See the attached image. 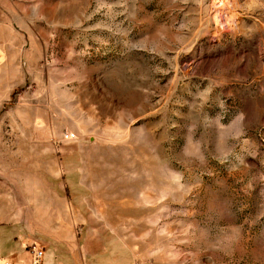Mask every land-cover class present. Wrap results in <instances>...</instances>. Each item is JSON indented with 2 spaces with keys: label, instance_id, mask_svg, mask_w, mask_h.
<instances>
[{
  "label": "rangeland",
  "instance_id": "rangeland-1",
  "mask_svg": "<svg viewBox=\"0 0 264 264\" xmlns=\"http://www.w3.org/2000/svg\"><path fill=\"white\" fill-rule=\"evenodd\" d=\"M0 221L264 264V0H0Z\"/></svg>",
  "mask_w": 264,
  "mask_h": 264
},
{
  "label": "crops",
  "instance_id": "crops-1",
  "mask_svg": "<svg viewBox=\"0 0 264 264\" xmlns=\"http://www.w3.org/2000/svg\"><path fill=\"white\" fill-rule=\"evenodd\" d=\"M19 224L0 221V264L6 261L17 263L28 253L27 248L33 245L44 248L43 264H77L75 259L70 261L65 257L64 252L68 251L69 256L72 257L74 250H77V246L72 249L67 244L70 243V240L65 237L37 240ZM102 236L101 239H97L88 234L81 242L80 251H78L79 257L83 259V264H129L130 252L125 245H120L118 239L113 235L106 238Z\"/></svg>",
  "mask_w": 264,
  "mask_h": 264
},
{
  "label": "built area",
  "instance_id": "built-area-1",
  "mask_svg": "<svg viewBox=\"0 0 264 264\" xmlns=\"http://www.w3.org/2000/svg\"><path fill=\"white\" fill-rule=\"evenodd\" d=\"M44 256H45L44 248H40L36 245H33L31 250L32 264H42Z\"/></svg>",
  "mask_w": 264,
  "mask_h": 264
}]
</instances>
